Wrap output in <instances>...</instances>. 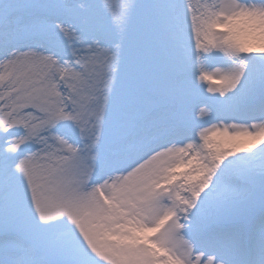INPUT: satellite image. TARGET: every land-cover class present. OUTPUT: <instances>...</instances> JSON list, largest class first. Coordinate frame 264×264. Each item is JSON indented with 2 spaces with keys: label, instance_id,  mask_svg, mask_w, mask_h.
I'll use <instances>...</instances> for the list:
<instances>
[{
  "label": "snow or ice",
  "instance_id": "obj_1",
  "mask_svg": "<svg viewBox=\"0 0 264 264\" xmlns=\"http://www.w3.org/2000/svg\"><path fill=\"white\" fill-rule=\"evenodd\" d=\"M0 264H264V0H0Z\"/></svg>",
  "mask_w": 264,
  "mask_h": 264
}]
</instances>
